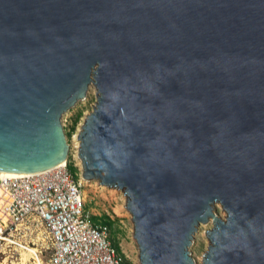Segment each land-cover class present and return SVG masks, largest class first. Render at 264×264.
Returning <instances> with one entry per match:
<instances>
[{"label":"water","instance_id":"water-1","mask_svg":"<svg viewBox=\"0 0 264 264\" xmlns=\"http://www.w3.org/2000/svg\"><path fill=\"white\" fill-rule=\"evenodd\" d=\"M118 190L138 264H264V0H0V171ZM226 214L221 220L213 213Z\"/></svg>","mask_w":264,"mask_h":264},{"label":"built area","instance_id":"built-area-1","mask_svg":"<svg viewBox=\"0 0 264 264\" xmlns=\"http://www.w3.org/2000/svg\"><path fill=\"white\" fill-rule=\"evenodd\" d=\"M122 264L106 227L84 211L67 163L39 174L0 178V259L11 264Z\"/></svg>","mask_w":264,"mask_h":264},{"label":"rangeland","instance_id":"rangeland-1","mask_svg":"<svg viewBox=\"0 0 264 264\" xmlns=\"http://www.w3.org/2000/svg\"><path fill=\"white\" fill-rule=\"evenodd\" d=\"M96 89L92 84L87 86L85 96L82 100L75 102L67 112L61 115L60 125L67 144V157L65 162L71 163L76 168V178L80 183L81 194L84 200V211L89 217L107 216L113 220L110 229V242L116 243L118 253L122 258V264H138V249L132 237V222L130 215L126 212L125 199L122 194L115 189L98 186L95 181L85 182L80 179V163L77 159V139L76 135L84 117L91 112L95 104ZM79 116L76 124L70 132L73 119ZM70 132L69 136L67 134ZM213 213L223 220L226 214L219 213L213 206ZM211 228L210 222L199 224L192 235L191 245L188 252L194 264H201V257L206 252L209 245L205 231ZM19 262V261H18ZM13 261L11 264L18 263ZM8 264L2 262L0 264Z\"/></svg>","mask_w":264,"mask_h":264},{"label":"trees","instance_id":"trees-1","mask_svg":"<svg viewBox=\"0 0 264 264\" xmlns=\"http://www.w3.org/2000/svg\"><path fill=\"white\" fill-rule=\"evenodd\" d=\"M79 116H76L73 121H72V124H71V128H70V132H72L73 130V127L74 125L76 124L77 122V119H78ZM70 132L67 134V136H69ZM67 169L68 171L75 177L76 179V168H74L72 166L71 163H68L67 164ZM90 221L93 223V224H97V225H100V226H104L108 229L109 231V237H110V229L112 228L113 226V220H110L107 216L105 215H101L99 217H91L90 218ZM111 246L113 247V249L118 252V248H117V245L116 243H111Z\"/></svg>","mask_w":264,"mask_h":264},{"label":"bare ground","instance_id":"bare-ground-1","mask_svg":"<svg viewBox=\"0 0 264 264\" xmlns=\"http://www.w3.org/2000/svg\"><path fill=\"white\" fill-rule=\"evenodd\" d=\"M63 164H64V161L59 163L56 167L62 166ZM36 174H39V173H36ZM27 175H34V174L12 175V174L0 171V178H17V177H23V176H27ZM209 222H211V221H209ZM26 260H27V254H22L21 255V260L18 263H15V264H25ZM1 264H4V263H1Z\"/></svg>","mask_w":264,"mask_h":264}]
</instances>
